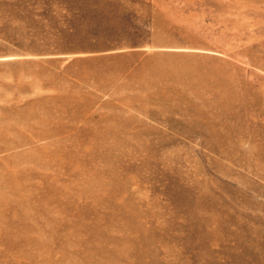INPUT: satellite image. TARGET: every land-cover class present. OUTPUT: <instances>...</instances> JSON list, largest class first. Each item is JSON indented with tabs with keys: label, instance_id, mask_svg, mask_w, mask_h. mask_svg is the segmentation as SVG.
I'll list each match as a JSON object with an SVG mask.
<instances>
[{
	"label": "rangeland",
	"instance_id": "374dc122",
	"mask_svg": "<svg viewBox=\"0 0 264 264\" xmlns=\"http://www.w3.org/2000/svg\"><path fill=\"white\" fill-rule=\"evenodd\" d=\"M0 264H264V0H0Z\"/></svg>",
	"mask_w": 264,
	"mask_h": 264
}]
</instances>
